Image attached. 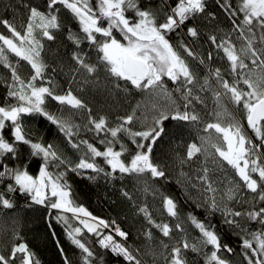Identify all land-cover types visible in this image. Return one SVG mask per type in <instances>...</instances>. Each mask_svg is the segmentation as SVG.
<instances>
[{
    "label": "snow or ice",
    "instance_id": "6c2138e0",
    "mask_svg": "<svg viewBox=\"0 0 264 264\" xmlns=\"http://www.w3.org/2000/svg\"><path fill=\"white\" fill-rule=\"evenodd\" d=\"M214 4L229 27L207 36L210 50L203 54L183 38L173 43L171 35L182 33L195 43L201 32L191 22L217 19L209 0H161L156 7L146 0H44L43 10L25 5L27 17L19 27L0 17V211L15 209L17 197L24 198L26 207L48 209L80 250L81 264H103L85 234L123 264H145L148 252L128 243L129 232L74 203L66 176L84 170L106 177L119 174L134 177L148 192L149 181L168 178L167 165L156 160L154 151L167 135V124L174 122L196 135L176 159L180 177L197 193L192 203L203 210V218L193 212L181 218L170 196L160 197L161 214L168 219L157 221L147 205L140 207L152 264H189V253L200 255L202 264H233L229 257L237 253L213 223L217 214L239 240L241 264H264V0ZM57 33H66L73 45L70 85L81 92L99 86L103 73L106 92H135L141 100L113 116L95 112L71 86L61 88L51 75L57 68L46 58V42L55 41ZM32 117L54 125L80 154L77 162L54 144L34 138L26 128ZM200 156L204 163L193 179L183 166ZM33 167L38 168L35 175ZM122 194L132 200L127 191ZM69 213L76 226L69 223ZM57 248L63 264H72L59 241ZM0 264L41 261L13 229L11 242L0 251Z\"/></svg>",
    "mask_w": 264,
    "mask_h": 264
},
{
    "label": "trees",
    "instance_id": "16d2710c",
    "mask_svg": "<svg viewBox=\"0 0 264 264\" xmlns=\"http://www.w3.org/2000/svg\"><path fill=\"white\" fill-rule=\"evenodd\" d=\"M146 2L153 7L161 6V0H146ZM168 2L170 3L171 0H168ZM25 5L39 6L43 10L44 0H0V17L13 21L19 27L27 17ZM209 5L210 11L217 12L216 20L209 21L198 18L191 22L200 29L201 35L199 39L193 43L190 38L183 36L182 33L181 36L172 34L171 39L173 43L183 38L197 53L203 54L210 50L207 36L212 33L221 34L220 30L227 31L229 22L216 7L214 0H209ZM64 15L67 17V13ZM65 22L67 23V19H65ZM76 30L74 27L73 31ZM0 31H3V29L0 28ZM72 50L73 45L66 39V33H57L55 41L46 42V58L53 67L57 68V71L51 75L54 76L55 81L61 88L71 86L78 95L93 107L95 112L109 113L113 116L123 114L137 101L141 100V97L135 92L132 94L121 92L119 95L106 92V81L104 80L103 73L100 74L101 83L99 86L88 85L81 92L78 85H70L69 81L73 75L69 70V65L71 64L70 53ZM85 51H87V48H85ZM214 63L219 66L222 62L214 61ZM61 69L63 70L61 71ZM3 71L0 68V73ZM3 92L4 89L0 88V97H2ZM50 110L55 112L57 108L54 104H50ZM200 110L199 108L198 111ZM64 115L67 116L69 114L65 112ZM73 118L76 122L83 123V119L79 114H73ZM26 128L34 138L54 144L70 162L73 164L77 162L80 154L71 149L63 134L54 125H51L43 118L32 117L27 119ZM81 135L84 134L81 133ZM88 135L90 136L91 134ZM194 139H196L195 132L187 126L179 128L174 122L167 124V135L158 142L154 156L158 162L167 165L168 178L154 183L149 181L150 189L148 192L143 190L144 185L138 183L134 177L124 176L120 178L119 174L106 177L103 173L97 175L91 172V170H84L81 174L68 172L66 179L71 186L74 203L84 206L94 216L108 221L115 220L122 229L129 232L128 243L130 245L141 247L148 252L143 257L145 264H152L153 258L151 252L146 247L148 242L145 241L142 235L143 230L147 227V222L143 214L139 212L140 207L147 205L157 221L168 219L166 216H160L155 211L154 203L156 201L160 204L161 195L170 196L176 201L181 218L186 217L189 212H193L203 218V210L194 209L192 203V198H195L197 193L184 178L180 177L181 166L176 159L177 153L183 154L184 146ZM35 163H38V161ZM201 164L203 163L200 159L194 160L190 164L184 165L183 171L189 173L194 179L196 171ZM101 166L105 167L107 171V167L102 162ZM50 170L56 171L55 168H51ZM60 170H63V168ZM30 171L35 175L38 172V168H30ZM219 175L220 173L218 172L215 174V176ZM89 176L95 178L89 179ZM125 191L132 196V200H128L123 196L122 193ZM153 191H156L155 196L152 194ZM16 203L17 207L15 209L0 211V251L6 250L7 245L12 240L13 229H15L23 237V240L27 242L29 248L36 254L41 264H63L62 257L57 248V241L64 248L72 264H81L80 250L75 248L67 239L63 224L51 219L48 209L36 205L31 208L26 207L23 197H17ZM237 207L239 206L237 205ZM55 214V212L52 213L53 216ZM66 215L69 218V223L76 226V221L72 219L71 214ZM50 222L52 228H49ZM213 223L217 224L223 241L230 244L236 250L237 254L230 256L229 259L233 261V264H241L242 257L239 255V240L233 234L232 229L220 222L219 214L213 218ZM185 227L192 236L196 235L195 230L190 225L186 224ZM53 230L56 234L55 237L52 235ZM153 231L159 236V233L155 229ZM84 239L93 248L98 257L103 256V264H123L122 259L114 257L95 244V238L91 235L85 234ZM188 259L189 264H202V257L195 253H189ZM159 264H162V262H159Z\"/></svg>",
    "mask_w": 264,
    "mask_h": 264
},
{
    "label": "rangeland",
    "instance_id": "374dc122",
    "mask_svg": "<svg viewBox=\"0 0 264 264\" xmlns=\"http://www.w3.org/2000/svg\"><path fill=\"white\" fill-rule=\"evenodd\" d=\"M207 104H208V110L209 111H211V109H212V107H213V102H212V100H211V98H210V95H209V98H208V100H207ZM197 110H199V107H198V109ZM206 117V119H211V117H208V116H205ZM200 161L202 162V163H204V157L203 156H200ZM212 165H211V163L209 162V167H211ZM154 208H155V211L160 215V216H166V214L165 215H162L161 214V207H160V204L158 203V202H156L155 201V203H154Z\"/></svg>",
    "mask_w": 264,
    "mask_h": 264
}]
</instances>
